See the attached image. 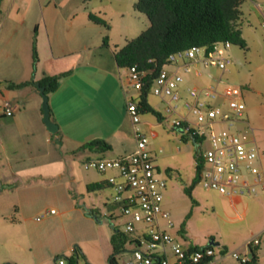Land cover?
Segmentation results:
<instances>
[{
    "label": "crops",
    "instance_id": "0c3cea01",
    "mask_svg": "<svg viewBox=\"0 0 264 264\" xmlns=\"http://www.w3.org/2000/svg\"><path fill=\"white\" fill-rule=\"evenodd\" d=\"M263 3L264 0L242 1L235 25L241 31L245 47L231 44L223 53L241 61L240 51L232 46L246 52L250 43L260 42L249 23L262 22L259 6ZM109 4L110 0H0V263L55 264L58 256L72 254L77 257L76 264L110 262L113 230L103 218L116 221L120 216L117 204L112 202L114 191L106 181L110 172L90 169L79 181L72 166L77 158L83 163L89 158L118 157L135 146L127 97H135L137 93L124 88L127 70L119 67L114 58L115 50L128 39L122 44L111 42L109 25L89 18V13H93L104 19ZM262 33L264 42V28ZM104 34L108 37L107 44H103ZM246 54L242 59L256 69V60ZM184 65L189 66L188 71ZM167 67L182 70L183 81L192 84L188 86L215 84L221 92L215 102L227 105L222 92L228 90L237 65L225 70L214 64L204 65L199 53L194 59H182ZM66 71L55 89L45 91L50 119L58 125L53 134L43 121L42 95L37 84L44 76ZM28 81L34 83L12 86ZM242 89L241 99L245 96ZM182 94L185 96L186 92ZM4 100L14 107L10 116L2 108ZM147 101L161 113L148 96ZM262 107L258 117L245 111L246 118L243 116L236 128L257 144L264 172ZM157 133L151 130L152 136ZM95 139L110 147L80 149ZM96 183L101 187L88 188ZM226 199L236 217L242 219L249 208H264V187L253 197ZM84 208L93 213L87 214ZM51 209L54 213H49ZM42 213L44 216L37 219ZM263 229L264 225L257 232ZM246 239L238 240L237 247ZM133 248L115 254V258H125ZM219 264L233 262L221 259Z\"/></svg>",
    "mask_w": 264,
    "mask_h": 264
},
{
    "label": "built area",
    "instance_id": "2783aa9c",
    "mask_svg": "<svg viewBox=\"0 0 264 264\" xmlns=\"http://www.w3.org/2000/svg\"><path fill=\"white\" fill-rule=\"evenodd\" d=\"M259 9L264 28V3ZM230 45L229 41L216 42L208 52L203 47L192 46L170 54L168 62L171 65L182 59H194L200 53L204 65L214 64L225 70L232 59L223 51ZM167 66L157 71L149 92L164 103V120L181 134L201 136L202 140L197 144L207 142L206 148L200 152L203 164L198 183L228 197L255 196L264 187V172L257 144L236 128L245 109L240 98L241 89L229 87L222 92L227 98L226 106L215 102L221 92L213 85L186 86V95L183 96L182 73ZM183 68L189 70L188 65ZM126 70L124 88L139 94L145 84L146 71L138 69L135 64ZM2 108L5 115L13 114L10 101L4 100ZM127 113L135 137L134 149L118 157L89 158L82 163L84 169L110 172L106 181L114 191L112 202L117 204L120 216L125 217L123 232L131 236L134 245L125 258H115L109 264H219L228 256L239 264H264V229L230 251L217 248L218 244H205L190 250L191 244L185 245L171 233L175 224L163 207L167 180L161 176L148 148V135L139 126L141 112L133 95L127 97ZM190 115L193 120L189 119ZM248 130L252 131V128ZM49 213H54V209ZM43 216L44 213L37 219ZM55 264L69 262L65 256H58Z\"/></svg>",
    "mask_w": 264,
    "mask_h": 264
},
{
    "label": "rangeland",
    "instance_id": "374dc122",
    "mask_svg": "<svg viewBox=\"0 0 264 264\" xmlns=\"http://www.w3.org/2000/svg\"><path fill=\"white\" fill-rule=\"evenodd\" d=\"M133 4L130 0H110L107 8L108 15L102 17L109 25L111 42L122 44L124 39L136 37L148 27L147 17L135 11ZM260 24L258 20L249 23L251 31L260 39V42L257 40L255 43H250L247 50L249 52H245L239 46H232L233 50L240 51L241 61L231 57L232 62L229 64L230 66L235 64L238 67L232 73L233 81L229 82V87L240 89L243 87L245 96L241 100L245 105L243 114L245 118V111H249L253 117H258L264 105V47L262 45L264 42L262 41L263 28ZM244 54L256 60V69L250 66L246 59H242ZM229 65L227 68L230 67ZM180 72L184 74L182 70ZM188 85L192 84L183 81L181 91L184 92ZM148 99L163 113L164 104L152 92L148 93ZM179 105L181 106V101ZM181 110L185 113L183 109ZM189 119L193 120V117L190 115ZM139 126L148 135V148L154 156L161 176L167 180L168 190L164 194V206L175 224L171 233L177 236L182 243L205 245L209 239L214 238L219 245L217 248H226L230 251L237 248L238 240L252 236L264 225L263 206L260 210L249 208L245 217L240 219L228 206L227 196L216 190L205 189L197 183L192 188L191 197L185 192L184 187L191 184L195 175L196 153L203 151L207 142L195 144L189 135H186L187 141L182 140L179 130L166 120H158L150 112L140 114ZM151 130H156L157 135L152 136ZM72 166L78 174L79 181L84 174L90 173V169H84L82 160L79 158L73 161ZM166 170H170V174ZM115 220L109 217L103 218L113 232L115 229L119 230L117 235L123 236L125 217L119 216ZM181 227L183 231L179 232ZM133 246L128 241L124 244L125 250H130ZM225 260L239 264L229 256Z\"/></svg>",
    "mask_w": 264,
    "mask_h": 264
},
{
    "label": "trees",
    "instance_id": "16d2710c",
    "mask_svg": "<svg viewBox=\"0 0 264 264\" xmlns=\"http://www.w3.org/2000/svg\"><path fill=\"white\" fill-rule=\"evenodd\" d=\"M243 0H137L134 8L144 13L149 25L136 37L128 39L121 47L114 52V58L119 67H129L137 65L138 69L145 70V84L139 94L134 97L139 105L141 113L150 112L158 120L162 115L147 101V96L151 86V81L157 71L164 65H169L168 57L170 54L200 46L206 52L211 51L216 42L229 41L231 44L245 47V40L241 36V31L236 27L235 21L240 15V5ZM89 18L96 23L108 26L107 22L101 17L89 13ZM107 35L103 37V44H107ZM32 57L35 62L37 59L35 43L32 47ZM68 73L62 72L55 75H47L38 81V84L45 86V91L50 92L55 89L60 78ZM28 81L19 84H12L14 87H21ZM187 134H181L182 140L186 141ZM195 143H199L202 137L194 135L191 137ZM95 147L105 150L110 147L105 141L95 139L83 144L80 149ZM195 175L189 184L184 187L185 192L191 197V191L198 183L200 170L202 168V156L196 153ZM99 184L88 185V188H100ZM87 214H92L93 210L84 208ZM183 231L181 227L179 232ZM119 230H114L111 238L112 255L110 260L115 259V254L125 250L126 241L132 242L131 236L123 232V236L117 235ZM203 245H190V250L197 249ZM69 264H76L75 254L65 256Z\"/></svg>",
    "mask_w": 264,
    "mask_h": 264
},
{
    "label": "water",
    "instance_id": "95a60500",
    "mask_svg": "<svg viewBox=\"0 0 264 264\" xmlns=\"http://www.w3.org/2000/svg\"><path fill=\"white\" fill-rule=\"evenodd\" d=\"M39 91L42 95V110H43V121L48 129L49 132L55 134L58 130V125L54 123L50 119V111H49V104H48V96L45 92V86L37 84ZM208 245H217L218 242L214 240V238L209 239L207 242Z\"/></svg>",
    "mask_w": 264,
    "mask_h": 264
}]
</instances>
